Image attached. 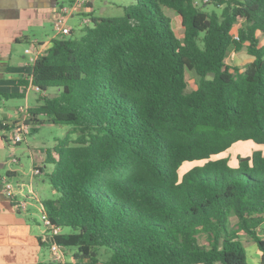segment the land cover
<instances>
[{
    "label": "trees",
    "instance_id": "trees-1",
    "mask_svg": "<svg viewBox=\"0 0 264 264\" xmlns=\"http://www.w3.org/2000/svg\"><path fill=\"white\" fill-rule=\"evenodd\" d=\"M163 7L179 14L182 38ZM123 9L54 38L25 82L41 93L30 134L72 128L46 150L58 197L42 201L52 224L70 229L54 239L71 253L66 264H248L245 238L264 264V152L237 167L214 159L241 141L264 145V0ZM245 47L251 62H226ZM194 161L204 165L182 172Z\"/></svg>",
    "mask_w": 264,
    "mask_h": 264
},
{
    "label": "crops",
    "instance_id": "crops-1",
    "mask_svg": "<svg viewBox=\"0 0 264 264\" xmlns=\"http://www.w3.org/2000/svg\"><path fill=\"white\" fill-rule=\"evenodd\" d=\"M70 1L72 0H0V92L14 93L26 100L25 105L11 107L15 112L14 117L6 116L3 107H0V264L53 262L49 249L40 239L44 228L35 216L37 213L35 207H29L28 211H18L14 201L5 192V183L10 182L18 173L15 164H18L19 160L18 162L11 160L15 147L9 142L4 128L7 124L12 125L23 118L22 108L38 104V102L30 104L29 92L33 86L25 85V82L31 79L33 65L28 58L21 61L18 56L16 57L21 45L25 44L26 50L30 44L37 42L47 49L56 38V32L52 36L46 34L49 36L48 39L41 38L40 33L48 26H51L53 30V20L59 8ZM90 6L93 8L92 4ZM91 17L97 18L94 15ZM262 38H264L263 35ZM244 49L246 47L241 51ZM252 60L253 58L249 55V60L245 64ZM2 105L5 107L4 102ZM46 156L45 151L40 157L41 163L46 162ZM33 166L35 170L40 167V164L35 161ZM36 172L34 177L41 171ZM14 193L18 199L29 200V196L24 194L21 188L19 191L14 190ZM32 200L37 203L33 198ZM247 241L251 242L249 239ZM246 249L248 264H262V252L258 246L252 251H249L247 246ZM46 251L49 252L48 256ZM68 258L71 260V256L68 255Z\"/></svg>",
    "mask_w": 264,
    "mask_h": 264
},
{
    "label": "rangeland",
    "instance_id": "rangeland-1",
    "mask_svg": "<svg viewBox=\"0 0 264 264\" xmlns=\"http://www.w3.org/2000/svg\"><path fill=\"white\" fill-rule=\"evenodd\" d=\"M72 1L66 3L70 5ZM135 3V0H92V12L86 11L89 15L87 16H96L97 18L101 17H115V16H122L124 13L123 7L126 5H130ZM106 8V10H103ZM205 10L211 11L214 7L207 6L204 7ZM219 11V10H218ZM163 12L171 18L172 25L175 29L176 34L178 37L182 38L184 35V27L181 22V18L177 12L173 9L163 7ZM82 15L75 14L74 16L68 19V24L70 27L74 29L75 36L79 37L83 34V27L80 26L81 24ZM56 31L52 30L51 26H48L46 30L41 32V38L48 39L49 36H52ZM48 34V35H46ZM25 44L21 45L16 57L23 61L26 58L30 61V56L25 52ZM249 55L247 54L246 49L241 52H235L233 49L230 50L228 53L226 62L231 65H236L237 67H244L243 65L248 62ZM212 76V75H211ZM209 76V77H211ZM187 81H188V91L194 90L198 84V76L195 71L188 70L186 73ZM58 92L57 88H51L47 92V95H53ZM39 92L35 89L31 88L29 92V99L30 104H36L40 97ZM4 102V105H2ZM26 104V100L24 97L16 96L5 98L4 96L0 95V107H3L4 114L6 116H15V112L13 110L14 106H22ZM44 116L42 117V119ZM71 125L67 124H51V123H44L38 126V130L34 133H31L27 136L26 141L16 144L12 139V133L10 131H6L5 133L9 137L10 143L15 147L14 154L17 156L19 163L15 164V167L18 169V173L15 177L11 179V184L13 186V190L19 191L20 188L23 189V193L30 197L29 199V207H35L36 212L35 216L38 218L39 224L40 223V215L41 209L40 206L32 200V195L34 193L37 194L38 198L42 201L48 199H56L58 197L57 192L51 186L49 178L47 176V172H50L53 169L52 164H47L46 162L41 163L40 157L43 152L46 150H52L57 143L59 138L65 137L70 131ZM31 131V129H30ZM72 138H75L77 135L74 133L71 135ZM254 151H262L264 152V145L256 144L253 141H241L234 144L230 149L227 151L217 155L214 159L217 158H228V165L231 167H237L238 163L243 158H249ZM37 162L40 164V167H37L41 172L34 177V166L33 163ZM195 165H204V161H194L186 162L184 164V168L182 172L188 169V166L192 167ZM43 170V172H42ZM34 177V178H33ZM32 178V179H31ZM42 226V225H41ZM70 232L69 228H64L63 233ZM262 232V231H261ZM264 237V234H262ZM249 239L251 242L245 240V244L248 247L249 251L256 249L257 245L251 238ZM47 256L48 253L47 252ZM71 256L70 253H68ZM45 264H60L55 261L50 262L47 261Z\"/></svg>",
    "mask_w": 264,
    "mask_h": 264
},
{
    "label": "built area",
    "instance_id": "built-area-1",
    "mask_svg": "<svg viewBox=\"0 0 264 264\" xmlns=\"http://www.w3.org/2000/svg\"><path fill=\"white\" fill-rule=\"evenodd\" d=\"M91 1L92 0H72V3L70 5H62L59 8V11L57 12L53 20V27L57 35L56 37L71 34L73 28L69 26L68 19L75 14L82 15L80 24L81 27L92 26L94 24V19L91 16H87L89 14L86 13L87 10L89 13L92 11L90 10L92 9L90 6ZM45 50L46 48L42 47L40 43L35 42L30 44V46L25 50L26 54L30 56V64L33 65L37 61V59L45 53ZM32 86L33 89H35L37 92L39 91L38 86ZM28 109L29 107L21 109L23 118L15 123L13 129L10 131L12 133V139L16 144L26 141L27 136L31 132V126L26 122L29 116ZM10 141L11 140H9V142ZM11 160L12 162H18V158L14 153H12L11 155ZM38 170V168H35V174ZM5 192L7 196L14 201V205L18 211H28L29 200L18 199L14 193L12 184L8 181L5 183ZM32 198L37 202L41 209L40 223L44 228L40 236L42 243L48 246L53 261L60 264H66L69 261L68 253L54 240L56 236L60 235L63 232V230L60 227L54 226L52 224L44 208L42 200H40L35 193L32 195Z\"/></svg>",
    "mask_w": 264,
    "mask_h": 264
}]
</instances>
